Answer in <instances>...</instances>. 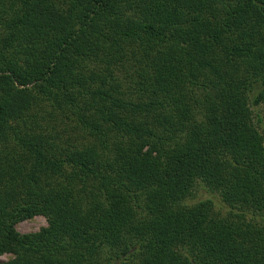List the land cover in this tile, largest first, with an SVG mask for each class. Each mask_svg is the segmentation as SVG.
Listing matches in <instances>:
<instances>
[{"label":"trees","instance_id":"1","mask_svg":"<svg viewBox=\"0 0 264 264\" xmlns=\"http://www.w3.org/2000/svg\"><path fill=\"white\" fill-rule=\"evenodd\" d=\"M258 107L264 0H0V264H264Z\"/></svg>","mask_w":264,"mask_h":264},{"label":"rangeland","instance_id":"2","mask_svg":"<svg viewBox=\"0 0 264 264\" xmlns=\"http://www.w3.org/2000/svg\"><path fill=\"white\" fill-rule=\"evenodd\" d=\"M254 112L258 113L260 126L264 130V109L262 107H258L257 109H254ZM204 197L212 198V200H214V202L218 206L220 205L219 197L215 193L209 192L207 190H203L198 187L194 193V199L204 198ZM45 225H46L45 218L40 215H35L31 218H27V219L17 222L15 224V229L19 233H26V232L36 231L39 228L44 227ZM8 257H9V254H4L0 257V259H6Z\"/></svg>","mask_w":264,"mask_h":264}]
</instances>
